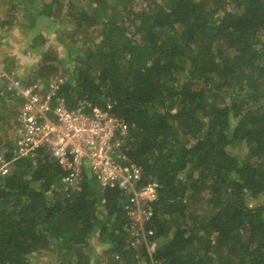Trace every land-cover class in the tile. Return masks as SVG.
Segmentation results:
<instances>
[{
  "label": "trees",
  "instance_id": "1",
  "mask_svg": "<svg viewBox=\"0 0 264 264\" xmlns=\"http://www.w3.org/2000/svg\"><path fill=\"white\" fill-rule=\"evenodd\" d=\"M0 4L1 44L31 31L25 51L41 63L33 83H49L56 61L70 65L60 92L68 108L110 106L130 129L124 148L143 183L159 184L153 235L134 247L118 189L87 172L67 188L47 148L18 159L0 176V264H264V0ZM54 43L67 51L61 59L46 51ZM17 54L2 60L8 72ZM19 102L4 86L0 121L7 109L18 116Z\"/></svg>",
  "mask_w": 264,
  "mask_h": 264
},
{
  "label": "built area",
  "instance_id": "2",
  "mask_svg": "<svg viewBox=\"0 0 264 264\" xmlns=\"http://www.w3.org/2000/svg\"><path fill=\"white\" fill-rule=\"evenodd\" d=\"M9 81L7 90L21 105L12 144L13 158L0 154V176L9 173L15 161L35 158L37 151L47 148L66 176L67 188L79 185L87 172L102 190L118 189L125 198L127 232L134 247L147 244V223L154 216L153 203L159 196L157 182L143 183V170L132 163L125 146L129 127L107 110L68 108L60 92L63 79L45 84H24L15 77L4 75ZM35 156V157H34Z\"/></svg>",
  "mask_w": 264,
  "mask_h": 264
},
{
  "label": "rangeland",
  "instance_id": "3",
  "mask_svg": "<svg viewBox=\"0 0 264 264\" xmlns=\"http://www.w3.org/2000/svg\"><path fill=\"white\" fill-rule=\"evenodd\" d=\"M2 0H0L1 2ZM141 1H139L138 3H136V7L139 8L141 7ZM5 5L0 4V17L5 15ZM47 24L46 23H40L38 24L39 29L44 30L46 28ZM67 26H62L60 27V29H65ZM31 31L27 30V31H22L19 33V35H17L16 37H11L12 35H10V37L4 38V40L9 42L8 46H5L4 44H1L0 41V91H2V88L4 86H8V80L4 77V75H9L10 77H14L13 74L15 75H19L21 68L22 69H28V71L23 75L22 80L20 79V81L24 84L26 83H30L33 84L34 80V76L29 74L31 71L34 72V70H36L38 68L39 65H41L40 59H37V55L33 54V53H28L26 52V48H27V39H29V34ZM27 37V38H26ZM60 37V36H59ZM26 38V39H25ZM25 39V40H24ZM29 41V40H28ZM54 42H57L54 41ZM61 42V41H60ZM55 45H53V47L51 48V45L48 47L47 45V50L50 49L49 52L51 53H55V57H58L59 59H61L62 57L65 56L66 54V49L61 47L60 45L58 46V44L54 43ZM81 43H78V46H80ZM17 52V56L15 58H13L15 60L16 66L14 69H12V72H8V70L6 69V67L3 64L2 60H6L9 59L11 55H13V53ZM55 64L58 66V72L56 73L55 76H52L50 78V80H55V79H63L65 80L64 76L67 74V69L69 68L70 65H62L60 62H55ZM16 78V76H15ZM18 79V78H17ZM28 85V84H27ZM14 104V103H13ZM21 102L19 103H15V106L17 107V109L20 108ZM11 108V107H9ZM7 114L9 119L5 121H0V140H1V152H5V150H10V147H6L5 145L7 144V142H13L14 137H15V130H16V126H17V117L14 115L13 112H10V109H7L6 112H2L3 116L4 114ZM5 146V147H4ZM4 154V153H2ZM93 184V183H92ZM94 184L100 188V185L98 184V182L96 180H94ZM98 245V244H97ZM96 248V246H95ZM97 249V248H96ZM94 254L97 255L98 258H102L103 257V252L101 250L97 251L95 250ZM47 262H50L51 264H55L54 259L50 258V259H43ZM34 264H41L40 263V259H35L33 260Z\"/></svg>",
  "mask_w": 264,
  "mask_h": 264
}]
</instances>
